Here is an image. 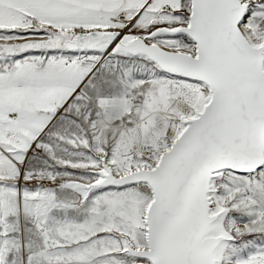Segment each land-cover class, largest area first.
Listing matches in <instances>:
<instances>
[{
	"label": "snow or ice",
	"instance_id": "obj_1",
	"mask_svg": "<svg viewBox=\"0 0 264 264\" xmlns=\"http://www.w3.org/2000/svg\"><path fill=\"white\" fill-rule=\"evenodd\" d=\"M0 264H264V0H0Z\"/></svg>",
	"mask_w": 264,
	"mask_h": 264
}]
</instances>
